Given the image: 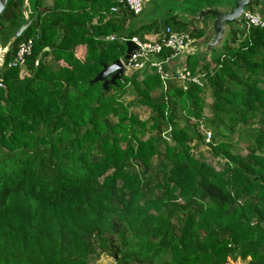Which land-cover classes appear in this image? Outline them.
<instances>
[{"label": "trees", "instance_id": "trees-1", "mask_svg": "<svg viewBox=\"0 0 264 264\" xmlns=\"http://www.w3.org/2000/svg\"><path fill=\"white\" fill-rule=\"evenodd\" d=\"M45 1L33 5L36 19L0 71V264H89L102 254L117 264H264V127L251 130L246 156L225 138L254 120L264 125V29L234 30L214 65L189 57L186 69L203 67L204 87L171 80L165 88L144 69L106 90L92 83L103 66L124 59L128 40L161 35L160 26L136 29L138 16L118 0ZM22 4L10 0L0 16L4 46L23 24ZM166 26L196 43L205 35L202 24ZM28 39L21 78L22 68L7 65ZM128 87L149 120L123 104ZM207 88L208 143L199 128ZM201 146L226 160L222 170L192 154Z\"/></svg>", "mask_w": 264, "mask_h": 264}, {"label": "water", "instance_id": "water-1", "mask_svg": "<svg viewBox=\"0 0 264 264\" xmlns=\"http://www.w3.org/2000/svg\"><path fill=\"white\" fill-rule=\"evenodd\" d=\"M9 1L10 0H0V16L4 13ZM36 1L37 0H23L21 8L22 19L24 20L23 24L15 31L6 46H4L0 34V71L4 66L7 53L36 19L37 12L33 9V5ZM254 1L255 0H198L192 2L190 0H159L155 8L154 16L156 15V18L161 19L159 26L162 32L166 29V22L174 18L189 26L192 24L205 25L206 20L211 23L209 39L202 43H195L185 49L182 54L175 59L174 63L181 62L184 64V68H186V60L189 57H196L201 64L207 62L211 65L215 64L218 57L224 58L227 54L228 44L233 38V31L239 30L244 32L247 30L243 19L245 13L252 8ZM258 1L259 13L263 16L261 12L264 11V0ZM143 13H145V10ZM143 13L141 15H143ZM136 20L132 19L131 23L137 25ZM139 26L142 27L146 25H141L140 23ZM137 50L136 45L131 41H127V52L124 59L118 60L112 65H104L103 70L96 76L92 83H103L106 90H108L110 86H115L117 81L121 80L122 76L125 74L124 62L128 61ZM115 258L117 260V256Z\"/></svg>", "mask_w": 264, "mask_h": 264}, {"label": "built area", "instance_id": "built-area-1", "mask_svg": "<svg viewBox=\"0 0 264 264\" xmlns=\"http://www.w3.org/2000/svg\"><path fill=\"white\" fill-rule=\"evenodd\" d=\"M129 12L135 16L143 13L146 7L145 0H118ZM116 11V9L114 10ZM247 30L256 27L264 29V17L254 10H249L245 13L243 19ZM131 41L137 47V51L130 59L124 62L125 73L149 69L156 71L163 81L165 88L168 82L176 80L185 90L189 85H198L204 87L206 73L193 74L188 69L184 68L172 74L169 70L175 65V59L182 52L194 45L196 41L186 32H176L172 28L166 27L165 31L153 39L139 37L132 38ZM33 51V40H23L19 43L14 58L8 63V68H23L26 66V61L31 56ZM167 53L166 55H163ZM0 87L3 84L0 81ZM211 134H208L207 141L210 142Z\"/></svg>", "mask_w": 264, "mask_h": 264}, {"label": "rangeland", "instance_id": "rangeland-1", "mask_svg": "<svg viewBox=\"0 0 264 264\" xmlns=\"http://www.w3.org/2000/svg\"><path fill=\"white\" fill-rule=\"evenodd\" d=\"M146 1V8H145V13H143V15L136 17V24H134V27H140V23L141 25H150V24H157L160 25L161 23V19H158L154 16V12H155V8L157 7L156 5L158 4L159 0H145ZM192 2H196L198 0H190ZM262 14V13H261ZM264 16V11L263 14ZM157 20V21H156ZM140 22V23H138ZM204 26L205 29V35L204 37L201 39V43L208 40L210 37V26L211 23L209 24V22H206ZM154 34H147L145 35L142 39L145 38H149L152 37ZM158 36L157 33L155 32V36ZM151 39V38H150ZM198 42V43H200ZM238 46V45H237ZM0 54H1V50H0ZM47 62H49L50 64H52L53 66H56V64L53 63V59L52 58H48ZM60 65V64H59ZM210 67V66H209ZM202 72L203 71V67L201 68ZM150 72V71H148ZM153 73H155L154 71H152ZM21 78H25L26 76H28V71L26 69V67H23L21 69V73H20ZM143 78L140 77L139 78V82L142 80ZM161 90H155L153 92H151V97H157L159 96ZM140 99L139 94L136 92V90L133 87H128L126 94L122 97V102L124 105L129 106L130 110L136 114L138 116V118H140V120L142 121H146L149 120L150 116H151V110L144 107V106H138V105H133L134 103H137L138 100ZM202 99L204 100V121L202 122L201 125H199L200 130L203 132L204 136L206 135V143H208L207 141V136L208 134H211V139L210 141L215 138V132L212 131L211 128H207L206 127V121L207 119H209L210 117V105L212 104V98H211V92L210 90L207 88L205 90V92L202 95ZM184 117V114H183ZM193 118L191 119V121L193 122ZM179 124L181 127H183L185 125V121L184 119H180ZM240 125V124H239ZM257 127H264V125H261L260 123H257V120H254V122H252L251 125H249V127L246 126H239L238 128H236V132L234 134H227L225 133V138L226 140L232 141L233 143L236 144V147L233 148V152L234 153H239L243 156H246L249 153V142L253 141L255 139V137H252L253 132L251 131L252 129H256ZM165 130V129H164ZM211 130V131H210ZM170 131L171 128H167V130L164 132V137L165 140L167 141H171V136H170ZM208 131H210L211 133H209ZM148 136H146L147 138ZM249 140V141H248ZM197 143L194 142L193 144H190V147L193 148L194 145H196ZM194 156H196L197 158L199 156H203L207 163L210 166H213L215 168H217L218 170H222L224 168V165L226 163V160L221 158V157H215L212 153V150L208 147L205 146H201L198 149H194L193 153ZM153 163H157L156 159H154ZM89 264H117V260L115 257H113L111 254H102L100 257H92V260ZM235 264H241L240 262H235Z\"/></svg>", "mask_w": 264, "mask_h": 264}, {"label": "crops", "instance_id": "crops-1", "mask_svg": "<svg viewBox=\"0 0 264 264\" xmlns=\"http://www.w3.org/2000/svg\"><path fill=\"white\" fill-rule=\"evenodd\" d=\"M50 6H52V0H46L45 1V7H50ZM251 10H254L256 13H259V10H255L254 8H253V6H252V8H251ZM262 14H263V12H261ZM260 14V13H259ZM95 23H96V20L94 21ZM210 24V23H209ZM203 25V24H202ZM167 27V26H166ZM136 28V27H135ZM138 28H140V27H137L136 29H138ZM210 28V27H209ZM163 32L161 31V34H162ZM154 35L153 36H155V32L153 33ZM150 37L149 36V38H151V39H153V38H155V37ZM148 38V37H147ZM129 41V40H128ZM201 41V40H200ZM199 41V42H200ZM86 51H87V48L86 47H84V46H79V47H77V49H76V52H77V55H79L80 57H82V58H84L85 56H86ZM60 65H62V66H64L65 64H64V62H60L59 63Z\"/></svg>", "mask_w": 264, "mask_h": 264}, {"label": "bare ground", "instance_id": "bare-ground-1", "mask_svg": "<svg viewBox=\"0 0 264 264\" xmlns=\"http://www.w3.org/2000/svg\"><path fill=\"white\" fill-rule=\"evenodd\" d=\"M0 59H1V57H0Z\"/></svg>", "mask_w": 264, "mask_h": 264}]
</instances>
